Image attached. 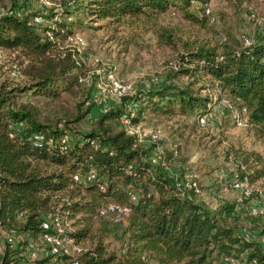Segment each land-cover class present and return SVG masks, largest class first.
Listing matches in <instances>:
<instances>
[{
  "label": "trees",
  "instance_id": "1",
  "mask_svg": "<svg viewBox=\"0 0 264 264\" xmlns=\"http://www.w3.org/2000/svg\"><path fill=\"white\" fill-rule=\"evenodd\" d=\"M208 1L77 0L76 8L90 22L116 23L125 17L160 13L170 6L186 11L192 2L202 8ZM200 18L206 19L204 15ZM80 25L82 19L60 23L52 31L53 36L62 41ZM0 48L18 49L27 59L28 68L33 72L28 76L30 84L22 91L29 90L31 95L55 98L76 81V75L69 74L74 67L71 54L59 57L56 45L35 32L25 20L0 14ZM215 57L214 49L200 46L186 60L195 61L193 70L181 68L180 74L193 77V71H202L210 76L218 90L246 112L247 125L263 134L264 41L225 50L219 61ZM57 82H61V87ZM191 85L178 87L161 83L150 88L137 100L132 122L145 110L157 115L176 111L204 113L211 98L199 94ZM11 91L0 83L1 230L34 237L40 230L42 215L54 207L52 198L63 192L68 201L57 209L70 225H81L69 233L77 242L87 236L97 206L110 198L130 205L123 225L124 242L118 252H108L97 241L92 249L77 257L79 264H223L227 257L243 264H264V245L238 235L228 221L235 204L225 202L217 210H210L192 195L174 194L168 175L146 162L141 146L131 147L133 136L126 134L122 127L114 129L108 123L117 120L123 112L121 106L99 115L94 130L61 143L60 139L68 136L67 129L40 123L27 106H14ZM34 135L42 138L36 140ZM90 141L97 142L98 146L93 148ZM127 163L134 164L135 176L124 173ZM50 166L54 168L48 169ZM88 168H93L96 179L104 182L103 190L97 188L95 181L86 185L71 181L72 173ZM128 183L136 193L132 203L126 196ZM18 252L5 245L0 251V264H17L21 259ZM57 257L60 258L47 255L39 260L45 263ZM62 258L65 261L68 257L62 255Z\"/></svg>",
  "mask_w": 264,
  "mask_h": 264
},
{
  "label": "rangeland",
  "instance_id": "2",
  "mask_svg": "<svg viewBox=\"0 0 264 264\" xmlns=\"http://www.w3.org/2000/svg\"><path fill=\"white\" fill-rule=\"evenodd\" d=\"M73 1L70 10L64 2L60 3L61 11L47 10L41 26L48 25L50 21L58 27L60 23L82 19V25L74 27L72 39L59 41L56 46L59 57L71 54L74 67L69 74H75L76 81L55 98L31 95L29 90L22 91L30 84L28 76L33 72L28 68L27 59L18 49L0 48V83L6 86V90L12 89V104L30 108L40 123L64 127L72 140L94 130L99 115L119 106L122 110L129 101L139 100L158 84L170 83L181 87L192 83L193 90L198 89L199 94L215 99L214 105L218 110L207 126L196 124L198 114L195 111L157 115L145 110L133 123L159 128L170 172H195L201 189L196 199L210 210H217L225 202L235 204L232 218L228 220L234 231L264 245V215H248L246 200L235 190H222L221 179L218 180V175L230 177L234 173H245L252 189L264 193V133L248 125L234 124L233 116L245 120L246 112L238 109L225 92L218 90L210 76L202 71H193L194 76L191 77L179 71L181 68L193 70L195 61L186 60L200 46L214 49L217 57L222 56L225 50L244 47L242 38H248L251 43L264 41V0H209L207 7L212 19L206 18L205 21L197 16L200 4L192 2L186 11L170 6L160 13L125 17L116 23L83 19L80 9L76 8L77 0ZM7 8H13L25 17L42 11L34 0H0V14ZM53 15L55 19H52ZM76 38L77 43H74ZM174 63L177 64L175 69L172 67ZM14 66L20 67L19 75H12ZM109 74L129 82L134 93L115 101L107 90ZM78 77L82 81H78ZM56 84L62 85L61 82ZM103 110L107 111L100 113ZM108 123L114 129L121 127L116 119ZM172 147L176 149L175 156H171ZM52 199L53 208L58 209L68 201L63 192L56 193ZM66 222L68 236L81 226L78 223L70 225L69 220ZM123 228V224H112L96 216L83 240L76 242L72 238L75 248L69 246L67 257L77 259L81 253L92 249L97 241L108 252H118L124 242ZM25 240L24 234L0 229V251L5 245L10 247L9 244L13 251H18ZM68 258L64 261L60 256L45 263L24 258L17 264H67ZM235 261V264H243L238 259Z\"/></svg>",
  "mask_w": 264,
  "mask_h": 264
},
{
  "label": "built area",
  "instance_id": "3",
  "mask_svg": "<svg viewBox=\"0 0 264 264\" xmlns=\"http://www.w3.org/2000/svg\"><path fill=\"white\" fill-rule=\"evenodd\" d=\"M42 11H38L34 14H29L26 17L18 13L15 9L7 8L4 11L6 15L16 17L18 19L25 20V22L42 37L50 40L56 46L59 44V40L53 36L52 31L56 30V26L48 21L46 26L42 27L41 23L44 20V15L47 10H52L54 13L61 11V4L64 2L65 7L70 10L73 7V0H34ZM210 10L207 6L200 9L197 16L204 15L208 19H212ZM55 19V15L52 16ZM62 32L61 29H59ZM72 36V35H71ZM68 36L64 40H71L72 37ZM77 43V38L74 40ZM241 43L244 47L250 46L251 41L248 38H242ZM49 54V52H47ZM222 56L215 57V60H221ZM199 64V63H198ZM172 67L175 69L177 64L174 63ZM12 75L20 74V67H13L11 70ZM107 90L109 95L114 98L115 101L122 99L123 97L133 94L134 90L129 82L122 81L116 76L109 74L107 76ZM78 81H82L78 77ZM136 102L129 101L127 106L123 108V112L117 117V122L121 125L122 129L126 134L133 136L134 140L131 145L132 148L136 146H142L144 150V158L150 166L159 168L163 173L168 175L170 178V187L174 194L184 197L192 195L196 199V196L201 194V189L198 183L197 174L195 172L181 173V172H170L168 169V162L165 160L164 146L161 143V131L159 128H147L140 124H134L132 118L136 114ZM215 99L212 98L207 103L205 112L198 114L195 117V122L199 126H207L209 119L212 115L216 114L218 108L214 105ZM107 110L100 111L104 113ZM95 118V116L93 117ZM234 124L236 126H247V118L242 120L237 115L233 116ZM8 136H12V132L8 133ZM33 138L36 140L41 139L39 135H34ZM68 136L65 135L60 139L61 143H65L68 140ZM48 144L49 141H46ZM90 145L93 148L98 146L97 142L90 141ZM171 156L176 155V149L171 148ZM123 171L126 175L135 176L136 170L134 164L127 163ZM95 170L88 168L84 172L75 171L70 175L71 181L79 185H86L92 181H95L97 188L103 190L104 182L96 179ZM218 180L221 179V189L225 190L230 188L239 192V194L246 200L247 214L250 216H261L264 215V193L259 190H253L247 174H233L230 177L219 176ZM254 191V192H252ZM126 196L129 203L136 200V193L130 183L126 185ZM130 212V205L119 204L110 200H103L96 208V216L104 218L112 224H125L126 217ZM66 217L58 211L57 208H51L48 212L42 215V221L40 223V230L34 237H27L24 246L19 249L18 256L21 259H28L31 261L39 260L47 255L49 256H62L69 255L70 245H72V238L65 232V226L67 225ZM11 247V244H9ZM74 247V246H73ZM75 248V247H74ZM69 264H79L76 258H68ZM235 259L227 257L224 259L223 264H235Z\"/></svg>",
  "mask_w": 264,
  "mask_h": 264
}]
</instances>
